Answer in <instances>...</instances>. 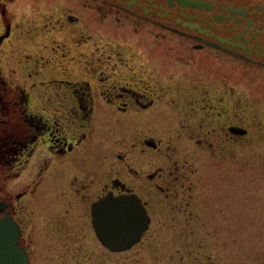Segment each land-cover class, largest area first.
Masks as SVG:
<instances>
[{
    "label": "flooded vegetation",
    "instance_id": "1",
    "mask_svg": "<svg viewBox=\"0 0 264 264\" xmlns=\"http://www.w3.org/2000/svg\"><path fill=\"white\" fill-rule=\"evenodd\" d=\"M91 5L131 25L140 48L117 45L114 54L80 58L86 70L79 74L113 75L103 91L92 93L85 79L41 75L12 87L0 80V217L16 225L27 264H137L133 252L152 238L156 199L184 211L193 204L187 159L233 164L236 149L252 143L264 155V0H67L56 20L78 21ZM47 15L53 23L55 14ZM142 53L147 70L108 65ZM236 75L247 76L244 86L234 84ZM257 84L260 99L252 96ZM119 132L131 137L129 149L109 155L106 168L105 143ZM177 143L187 147L179 152ZM122 196L137 197L149 223L136 243L115 251L95 230L92 207Z\"/></svg>",
    "mask_w": 264,
    "mask_h": 264
},
{
    "label": "rangeland",
    "instance_id": "2",
    "mask_svg": "<svg viewBox=\"0 0 264 264\" xmlns=\"http://www.w3.org/2000/svg\"><path fill=\"white\" fill-rule=\"evenodd\" d=\"M66 2L0 0V34L4 33L7 24L11 25L10 36L0 43V80L5 81L7 86L32 84L42 75L71 81L85 79L89 81L92 93H96L104 90L113 75L107 77L103 74L99 76L102 79L98 80L79 74L80 70H86L80 58L114 54L117 45L124 46L127 52L131 49L140 52L131 25L124 21L119 23L115 15H98L92 5L91 9L82 10L83 14H77L80 18L78 21L67 20L65 25L58 22L56 18L61 15L59 8ZM2 10L5 12L2 13ZM48 13L55 14L53 23L45 19ZM127 46L131 49H127ZM35 59L40 62L33 63ZM109 61L108 65L111 64L115 71L129 70L132 66V70L138 72L136 65L142 67L147 63L143 53L139 59L133 58L132 61L127 55ZM121 61L126 65H122ZM145 66L143 70L149 68ZM109 67L97 70L110 72ZM37 70H41L39 74L29 75L31 71ZM66 71L71 74L67 75ZM246 79L247 76L236 75L233 82L236 86H244ZM260 87L261 84H257L252 95L258 99L263 89ZM73 88L78 89V85H73ZM100 104L101 101L97 106ZM156 124L164 126V121ZM117 136V141L105 143L106 168L111 160L109 155L113 152L123 155L124 148L129 149L131 137L124 132H119ZM176 146L181 152L187 144L177 143ZM243 149H236L240 155L234 156L233 164H225L219 158H194L195 155L187 159L193 170L185 171L191 177L192 187H195L192 188L196 194L191 200L193 204L184 211L179 210L174 202H159L162 196L156 199L158 202L155 204L150 229L153 232L150 235L152 238L137 246L133 252V263L264 264V155L260 154L262 147L258 143ZM168 150L173 151L171 148ZM156 162L164 163L162 159ZM21 182L22 177L16 181L12 179L10 185L14 187ZM189 195L184 194L186 199ZM43 199H46L45 194ZM39 205H44V202ZM172 215L178 217L172 221ZM33 240L37 241L36 238Z\"/></svg>",
    "mask_w": 264,
    "mask_h": 264
},
{
    "label": "water",
    "instance_id": "3",
    "mask_svg": "<svg viewBox=\"0 0 264 264\" xmlns=\"http://www.w3.org/2000/svg\"><path fill=\"white\" fill-rule=\"evenodd\" d=\"M9 26L0 37L8 36ZM93 223L100 239L111 250L119 251L136 243L148 227L149 217L135 196L107 197L92 208ZM18 229L8 218L0 217V264H27L17 243Z\"/></svg>",
    "mask_w": 264,
    "mask_h": 264
},
{
    "label": "snow or ice",
    "instance_id": "4",
    "mask_svg": "<svg viewBox=\"0 0 264 264\" xmlns=\"http://www.w3.org/2000/svg\"><path fill=\"white\" fill-rule=\"evenodd\" d=\"M3 105V99H2V97H0V106H2Z\"/></svg>",
    "mask_w": 264,
    "mask_h": 264
}]
</instances>
